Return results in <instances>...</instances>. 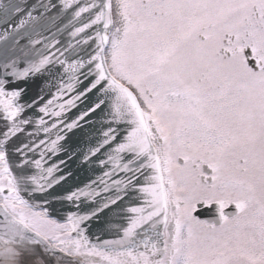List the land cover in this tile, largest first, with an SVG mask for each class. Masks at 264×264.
<instances>
[{
	"label": "snow or ice",
	"instance_id": "snow-or-ice-1",
	"mask_svg": "<svg viewBox=\"0 0 264 264\" xmlns=\"http://www.w3.org/2000/svg\"><path fill=\"white\" fill-rule=\"evenodd\" d=\"M0 28V264H264V0H7ZM98 112L99 175L56 194Z\"/></svg>",
	"mask_w": 264,
	"mask_h": 264
},
{
	"label": "water",
	"instance_id": "water-1",
	"mask_svg": "<svg viewBox=\"0 0 264 264\" xmlns=\"http://www.w3.org/2000/svg\"><path fill=\"white\" fill-rule=\"evenodd\" d=\"M0 2H7V0H0ZM68 20L67 18H62L61 16H57L56 19L52 24L49 25V27L52 29V32L56 33L57 39H63L67 40L68 37L66 34H61L60 32L56 31V26H59L61 29H63L64 25L67 24ZM3 29L0 28V31ZM48 35H51V33H48ZM39 47V45H37ZM13 53L11 51L5 50V44L4 41H0V59H3L5 56H12ZM38 84L39 81L33 82L29 81L27 84V93L25 95V99H30L38 92ZM84 105H80V108L82 109ZM68 115L75 119L76 116L79 115V111L77 109H72ZM99 112L95 114L92 117V120L95 121V123H83V126L80 128H75L70 132H66V139L65 141H62L65 145V148L68 149L69 152L73 154L72 159H68V155L66 153H60L58 156L53 157V160L58 161L60 158H63L67 161L66 166L61 165V167L64 169V173H71V175L68 176L66 182H62L61 185H57L55 188L56 194H63L64 189H75L77 187H83L85 184H87L91 179H95L97 175H99V168L95 165H89L87 163L83 162V153L88 152L89 148L95 146L96 141L98 139V132L100 129V123H99ZM95 159V158H93ZM55 207L57 209V213H53V218L63 220L64 214L69 211L68 208H61L59 202H55ZM75 209H72L74 211ZM109 221H115L116 223H123L124 221L120 220L115 212L105 210L104 213H101L99 221H92V228L90 229L91 234H102V238L104 239H111L114 238L113 232H108L105 230L104 226ZM93 242L94 241V236Z\"/></svg>",
	"mask_w": 264,
	"mask_h": 264
},
{
	"label": "flooded vegetation",
	"instance_id": "flooded-vegetation-1",
	"mask_svg": "<svg viewBox=\"0 0 264 264\" xmlns=\"http://www.w3.org/2000/svg\"><path fill=\"white\" fill-rule=\"evenodd\" d=\"M61 222H63V221H61Z\"/></svg>",
	"mask_w": 264,
	"mask_h": 264
}]
</instances>
